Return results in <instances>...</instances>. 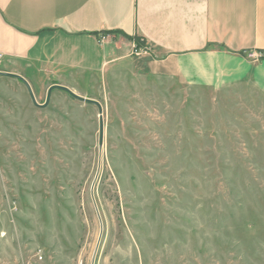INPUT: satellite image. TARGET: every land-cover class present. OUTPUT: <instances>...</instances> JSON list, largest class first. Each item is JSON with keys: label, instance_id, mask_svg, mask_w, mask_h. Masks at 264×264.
Masks as SVG:
<instances>
[{"label": "rangeland", "instance_id": "1", "mask_svg": "<svg viewBox=\"0 0 264 264\" xmlns=\"http://www.w3.org/2000/svg\"><path fill=\"white\" fill-rule=\"evenodd\" d=\"M0 264H264V95L123 60L0 59ZM101 118L104 123L101 141ZM42 256V258L40 257Z\"/></svg>", "mask_w": 264, "mask_h": 264}, {"label": "crops", "instance_id": "2", "mask_svg": "<svg viewBox=\"0 0 264 264\" xmlns=\"http://www.w3.org/2000/svg\"><path fill=\"white\" fill-rule=\"evenodd\" d=\"M109 30L142 36L150 51L134 55L135 41ZM0 54L60 78L130 60L188 85L264 95V0H0Z\"/></svg>", "mask_w": 264, "mask_h": 264}, {"label": "water", "instance_id": "3", "mask_svg": "<svg viewBox=\"0 0 264 264\" xmlns=\"http://www.w3.org/2000/svg\"><path fill=\"white\" fill-rule=\"evenodd\" d=\"M0 73H1V74H7V75H14V76L20 78L22 81H24L25 84H26L27 87H28V90H29V92H30V95H31V98H32L33 102H34L36 105H38V106H47L48 103H49V101H50V99H51V94H52L53 89H54V88H62V89H64V90L68 91L72 96H74V97H76V98H78V99H80V100H82V101H87V102H91V103H94V104L98 105L99 108H100V111H101V112H102V110H103V108H102L100 102H98V101H96V100H93V99H89V98H85V97L79 96V95H77L76 93H74L72 90H70L68 87H66V86H62V85H58V84H55V85H53V86L50 87L49 92H48L47 102H46L45 104L41 105V104H39V103L37 102V100H36V98H35V95H34V93H33V90H32V88H31L30 84L27 82V80H26L24 77H22V76H20V75H17V74H10V73H6V72H0ZM103 133H104V123H103V120H102V118H101V141H102V139H103Z\"/></svg>", "mask_w": 264, "mask_h": 264}, {"label": "trees", "instance_id": "4", "mask_svg": "<svg viewBox=\"0 0 264 264\" xmlns=\"http://www.w3.org/2000/svg\"><path fill=\"white\" fill-rule=\"evenodd\" d=\"M107 32H109V33H121L125 37L133 39L134 41H136L138 47H142V46H144L146 44V40L142 36H133L132 37V36H129L126 33L121 32L119 30H109Z\"/></svg>", "mask_w": 264, "mask_h": 264}, {"label": "built area", "instance_id": "5", "mask_svg": "<svg viewBox=\"0 0 264 264\" xmlns=\"http://www.w3.org/2000/svg\"><path fill=\"white\" fill-rule=\"evenodd\" d=\"M148 51H150V47L147 44H145L142 47H138L137 43L135 41V45L133 47V54L134 55L139 56V55L143 54V52H148ZM2 57H3L2 54H0V59H2ZM40 257L42 258V256H40Z\"/></svg>", "mask_w": 264, "mask_h": 264}]
</instances>
